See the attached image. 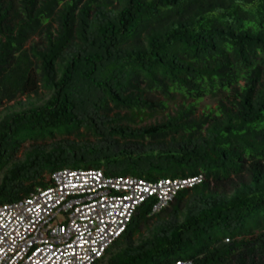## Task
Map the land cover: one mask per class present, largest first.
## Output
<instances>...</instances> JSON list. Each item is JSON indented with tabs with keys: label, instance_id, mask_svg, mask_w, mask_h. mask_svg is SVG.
<instances>
[{
	"label": "trees",
	"instance_id": "obj_1",
	"mask_svg": "<svg viewBox=\"0 0 264 264\" xmlns=\"http://www.w3.org/2000/svg\"><path fill=\"white\" fill-rule=\"evenodd\" d=\"M10 102L0 204L63 168L202 176L96 264H264V0H0Z\"/></svg>",
	"mask_w": 264,
	"mask_h": 264
},
{
	"label": "built area",
	"instance_id": "obj_2",
	"mask_svg": "<svg viewBox=\"0 0 264 264\" xmlns=\"http://www.w3.org/2000/svg\"><path fill=\"white\" fill-rule=\"evenodd\" d=\"M201 181L202 176L148 181L93 168L56 170L44 177V187L0 204V264L99 263L146 201L154 200L152 218Z\"/></svg>",
	"mask_w": 264,
	"mask_h": 264
},
{
	"label": "rangeland",
	"instance_id": "obj_3",
	"mask_svg": "<svg viewBox=\"0 0 264 264\" xmlns=\"http://www.w3.org/2000/svg\"><path fill=\"white\" fill-rule=\"evenodd\" d=\"M37 38H34L33 41H36ZM31 41V43L33 42ZM30 44H28L27 46H29ZM23 102L25 100V97H21L20 98ZM43 95H40L39 98H33L32 101L36 104H41L43 102ZM217 98H211V97H206L200 101L197 102V107H198V111L201 112L202 110L205 109H213L216 107L217 105ZM14 106V102H10L8 104L3 103L0 106V117L3 113V111L5 110L6 107L8 106ZM26 106H24L23 108H25ZM171 109H173V105L170 106ZM20 107H18L17 105H15V109L14 110H19ZM164 115V114H163ZM163 115H158L156 117H154L153 119H145V121L143 123H140V125H145V124H149V123H154L156 121H160L163 117ZM30 144L31 143H25L22 148L20 149V151L17 153L16 158L17 159H21L23 157V153L30 148ZM1 177V176H0ZM147 235V231L145 229H142L140 232V236H146Z\"/></svg>",
	"mask_w": 264,
	"mask_h": 264
}]
</instances>
